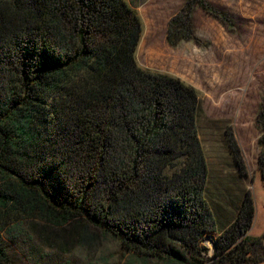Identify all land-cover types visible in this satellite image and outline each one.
<instances>
[{
    "label": "trees",
    "instance_id": "trees-1",
    "mask_svg": "<svg viewBox=\"0 0 264 264\" xmlns=\"http://www.w3.org/2000/svg\"><path fill=\"white\" fill-rule=\"evenodd\" d=\"M197 8L233 30L207 1L184 0L167 23L170 47L207 46L194 32ZM141 35L126 0H0V229L31 240L27 220L75 227L68 240L41 241L59 254L107 238L138 264H261L264 242L247 235L253 196L245 191L219 227L206 198L198 93L137 64ZM255 124L264 185V99ZM226 138L247 178L231 129ZM209 235L212 256L201 244ZM0 264H10L1 248Z\"/></svg>",
    "mask_w": 264,
    "mask_h": 264
},
{
    "label": "rangeland",
    "instance_id": "rangeland-1",
    "mask_svg": "<svg viewBox=\"0 0 264 264\" xmlns=\"http://www.w3.org/2000/svg\"><path fill=\"white\" fill-rule=\"evenodd\" d=\"M126 1L142 22L137 64L179 78L198 93V138L208 169L206 198L219 227L233 220L248 190L255 212L247 235L264 242V185L256 168L257 142L262 132L255 124L264 99V0H205L231 18L233 30L197 8L193 14L194 32L207 46L185 42L175 48L166 42L167 23L184 0ZM229 129L244 157L247 178L239 175L229 153ZM34 220L23 225L32 234L31 240L13 239L11 230L6 231L5 226L0 229V248L8 254L10 264H138L107 238L91 243L88 251L69 247L64 254L51 252L41 241L68 240L76 228L62 232ZM201 244L208 248L207 256H212L215 237L205 236Z\"/></svg>",
    "mask_w": 264,
    "mask_h": 264
}]
</instances>
